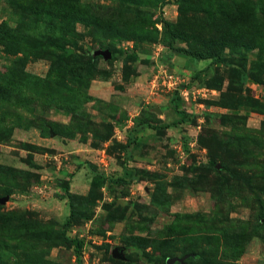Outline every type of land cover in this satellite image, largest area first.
Wrapping results in <instances>:
<instances>
[{
	"label": "rangeland",
	"instance_id": "374dc122",
	"mask_svg": "<svg viewBox=\"0 0 264 264\" xmlns=\"http://www.w3.org/2000/svg\"><path fill=\"white\" fill-rule=\"evenodd\" d=\"M0 264H264V0H0Z\"/></svg>",
	"mask_w": 264,
	"mask_h": 264
},
{
	"label": "trees",
	"instance_id": "16d2710c",
	"mask_svg": "<svg viewBox=\"0 0 264 264\" xmlns=\"http://www.w3.org/2000/svg\"><path fill=\"white\" fill-rule=\"evenodd\" d=\"M165 23H166V25H169V22H167V21H165ZM72 56L74 57L73 59L75 60V61H78V60H82L85 56H83L79 51H76V52H74L73 54H72ZM206 58H204V57H199V60H205ZM90 62H91V60H90ZM58 66V65H57ZM54 67H56V66H52V70H54L55 68ZM94 68H93V62H92V64L90 63V65H89V67H88V70L89 71H92ZM69 195V198H71L72 197V195L71 194H68ZM74 213V209H73V205L71 204V215ZM79 245L80 246H82V242H79Z\"/></svg>",
	"mask_w": 264,
	"mask_h": 264
},
{
	"label": "water",
	"instance_id": "95a60500",
	"mask_svg": "<svg viewBox=\"0 0 264 264\" xmlns=\"http://www.w3.org/2000/svg\"><path fill=\"white\" fill-rule=\"evenodd\" d=\"M113 256L117 259H124V256H123V249L122 248H116L114 251H113Z\"/></svg>",
	"mask_w": 264,
	"mask_h": 264
},
{
	"label": "built area",
	"instance_id": "2783aa9c",
	"mask_svg": "<svg viewBox=\"0 0 264 264\" xmlns=\"http://www.w3.org/2000/svg\"><path fill=\"white\" fill-rule=\"evenodd\" d=\"M159 78V76L157 77V79ZM167 80H168V85L170 87H173L174 89H176L175 87L177 86V82H176V79L173 78V76L169 75L167 76ZM173 80V81H172Z\"/></svg>",
	"mask_w": 264,
	"mask_h": 264
}]
</instances>
